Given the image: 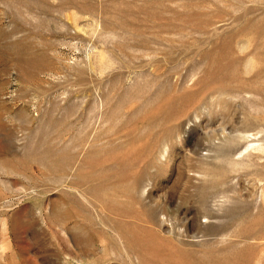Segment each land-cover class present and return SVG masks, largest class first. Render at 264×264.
I'll use <instances>...</instances> for the list:
<instances>
[{"label":"rangeland","instance_id":"obj_1","mask_svg":"<svg viewBox=\"0 0 264 264\" xmlns=\"http://www.w3.org/2000/svg\"><path fill=\"white\" fill-rule=\"evenodd\" d=\"M0 264H264V0H0Z\"/></svg>","mask_w":264,"mask_h":264}]
</instances>
